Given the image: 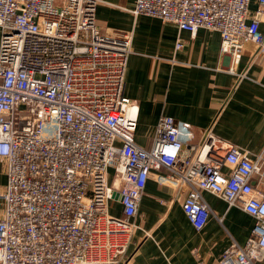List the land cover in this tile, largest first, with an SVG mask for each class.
Segmentation results:
<instances>
[{
	"label": "built area",
	"instance_id": "2783aa9c",
	"mask_svg": "<svg viewBox=\"0 0 264 264\" xmlns=\"http://www.w3.org/2000/svg\"><path fill=\"white\" fill-rule=\"evenodd\" d=\"M97 2L0 0V161L7 176L0 264H118L155 171H164L158 183L184 194L181 209L196 232L211 214L202 192L254 219L246 243L233 241L216 264L261 263L264 146L252 154L211 129L195 144L186 123L163 116L149 147H139L136 106L124 90L132 32L101 31ZM249 2L135 0L131 13L191 37L198 29L215 31L220 53L237 64L247 44L254 59L264 55ZM256 3L264 8V0ZM182 46L179 38L175 51ZM112 205L121 207L120 216L111 214ZM193 253L196 264H207Z\"/></svg>",
	"mask_w": 264,
	"mask_h": 264
},
{
	"label": "crops",
	"instance_id": "0c3cea01",
	"mask_svg": "<svg viewBox=\"0 0 264 264\" xmlns=\"http://www.w3.org/2000/svg\"><path fill=\"white\" fill-rule=\"evenodd\" d=\"M134 3L98 0L95 23L110 34L132 32L124 90L136 106L135 143L147 149L158 119L167 116L186 123L195 144L211 129L225 143L260 153L264 146V55L254 59L255 47L247 44L234 64L230 55L220 53L217 32L198 29L191 37L155 18L134 17ZM249 3V17L259 20L264 36V8L256 0ZM179 38L183 46L175 51ZM244 73L239 79L237 75ZM162 172H153L145 184L133 220L138 227L118 264H196L194 251L207 264H216L233 241L240 246L246 243L254 219L208 192L201 197L210 209L209 221L196 232L181 209L184 194L158 183ZM6 180L0 161V191ZM260 187L264 191V185ZM110 212L120 216L121 207L112 205ZM2 214L0 202V218Z\"/></svg>",
	"mask_w": 264,
	"mask_h": 264
},
{
	"label": "rangeland",
	"instance_id": "374dc122",
	"mask_svg": "<svg viewBox=\"0 0 264 264\" xmlns=\"http://www.w3.org/2000/svg\"><path fill=\"white\" fill-rule=\"evenodd\" d=\"M112 174H113V173H112V170L110 169V170H109V179L112 178Z\"/></svg>",
	"mask_w": 264,
	"mask_h": 264
},
{
	"label": "water",
	"instance_id": "95a60500",
	"mask_svg": "<svg viewBox=\"0 0 264 264\" xmlns=\"http://www.w3.org/2000/svg\"><path fill=\"white\" fill-rule=\"evenodd\" d=\"M116 196H117V195L114 196L115 199H116Z\"/></svg>",
	"mask_w": 264,
	"mask_h": 264
}]
</instances>
